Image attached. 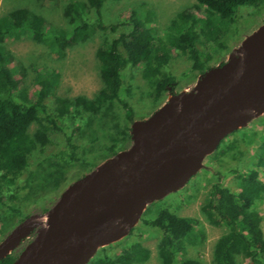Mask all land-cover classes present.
Returning a JSON list of instances; mask_svg holds the SVG:
<instances>
[{
  "label": "trees",
  "instance_id": "obj_1",
  "mask_svg": "<svg viewBox=\"0 0 264 264\" xmlns=\"http://www.w3.org/2000/svg\"><path fill=\"white\" fill-rule=\"evenodd\" d=\"M104 2L73 0L64 4L62 16L67 27L49 26L41 14L25 7H14L0 16V208L18 215L16 224L28 215L21 216L19 206L4 202L2 195L7 200L15 198L16 180L26 170L31 153L51 145L55 134H62L63 143L51 154L54 166L59 169L48 175L61 172L59 163L79 160V145L73 140L79 127L72 125L71 132L65 133L62 126L65 120L72 124L84 114H97L109 102L117 101L124 119L131 124L134 120L132 108L120 95L124 69H139L150 87L149 96L153 102L164 94H174L177 80L164 69L170 52L185 55L194 78L195 71L202 73L209 68L206 64L208 55L198 45H220L221 38L234 21L237 7L264 6V0H194V11L187 8L175 12L158 35L156 29L148 25L150 12L145 18L140 17L136 7L127 9L122 22L104 24L100 14ZM198 10L201 15H197ZM98 29L112 33L95 50L101 85L91 97L54 95L55 73L34 75L31 92L15 78V70L9 66L13 54L4 46L7 38L28 36L35 43L44 44L54 58L60 59L68 48L83 43ZM49 97L52 102L47 106ZM263 119L264 115L257 121L261 126H264ZM32 123L35 126L29 132ZM114 153L111 151V155ZM253 164L254 167L236 173V191L219 182L211 183L201 205L202 215L210 225L225 228L213 243V264H240L239 256L244 257V264L264 263L261 217L252 209L264 192L258 169L264 164V139ZM138 221L160 230L156 244L160 264H204L198 258L183 255L186 245L196 241L192 218L161 207L154 217L140 215ZM112 246L100 247L85 264H142L149 257V249L138 240H129L119 251L110 253L107 250ZM15 257L7 254L0 259V264H10Z\"/></svg>",
  "mask_w": 264,
  "mask_h": 264
},
{
  "label": "rangeland",
  "instance_id": "obj_2",
  "mask_svg": "<svg viewBox=\"0 0 264 264\" xmlns=\"http://www.w3.org/2000/svg\"><path fill=\"white\" fill-rule=\"evenodd\" d=\"M71 1L73 0H0V16L14 7H25L41 14L49 26L67 27L62 16V8ZM193 4L194 0H105L100 14L104 24L117 23L124 20L129 7H136L140 17L145 18L146 13L150 12L151 19L148 25L156 29V33L160 35L175 12L193 9ZM196 13L201 15L199 10ZM263 22L264 6L237 7L234 21L221 38L220 45H198L208 55L206 64L209 67L218 65L231 54L238 53L245 38ZM111 33L94 30L86 41L68 48L64 57L60 59L54 58L44 44L35 43L28 36L19 39L7 38L4 46L13 54L9 66L14 68L15 78L21 85H26L30 92L33 89L34 75L45 72L55 73L57 76L54 95L82 94L91 97L101 85L97 74L95 50L105 39L110 38ZM164 69L177 80L175 94L190 92L201 74L195 71V77L192 78L189 61L178 51L170 52V59ZM122 77L120 95L132 108L134 121L146 118L166 102L169 94H164L153 102L149 96L150 87L141 77L139 69L126 68L122 72ZM51 102L52 97H49L46 100L47 106H50ZM258 118L259 116L253 118L222 137L216 147L202 158L199 168L180 188L168 192L160 199L149 201L142 212L141 217L152 218L158 209L167 207L177 215L194 220L192 233L196 236V241L186 245L184 256L198 258L204 264H213V243L225 228L210 225L202 215L201 205L211 183L219 182L231 191H236V173H242L247 168L255 166L253 163L256 155L261 152V143L264 139V126L259 125ZM72 125L79 127L78 135H73V140L79 145V160L69 164L59 163L61 172L48 175L59 169L54 166L55 160L51 154L63 143V136L55 134L51 145L34 150L29 156L26 170L16 180L15 198L7 200L2 195L4 202L19 206L21 216L45 212L67 185L112 156L111 151H115L116 154L131 144L128 130L130 124L124 119L123 110L117 101L109 102L97 114H84L72 124L65 120L62 124L63 131L70 133ZM34 126V123L30 124L28 131L31 132ZM258 169L260 180L264 183V164ZM252 209L261 217V229L264 233V192L261 199L254 202ZM17 217L18 215L0 208V242L16 225ZM131 228V232L128 231L127 234L109 243L113 246L107 251L110 253L114 250L119 251L127 241L138 240L149 249V257L142 264H160L156 254L160 230L143 225L139 221ZM33 235L34 233L30 232L24 241L18 246L16 244L17 247H13L8 254L17 256ZM237 261L240 264L245 263L242 256H239Z\"/></svg>",
  "mask_w": 264,
  "mask_h": 264
},
{
  "label": "water",
  "instance_id": "obj_3",
  "mask_svg": "<svg viewBox=\"0 0 264 264\" xmlns=\"http://www.w3.org/2000/svg\"><path fill=\"white\" fill-rule=\"evenodd\" d=\"M263 113L264 22L238 53L203 71L190 92L169 94L133 120L127 149L67 185L48 210L16 224L0 242V259L33 232L10 264H85L127 234L149 201L180 188L222 137Z\"/></svg>",
  "mask_w": 264,
  "mask_h": 264
},
{
  "label": "bare ground",
  "instance_id": "obj_4",
  "mask_svg": "<svg viewBox=\"0 0 264 264\" xmlns=\"http://www.w3.org/2000/svg\"><path fill=\"white\" fill-rule=\"evenodd\" d=\"M189 96H191V94L190 95H188V97ZM178 101H180L177 97L175 98V103L177 104V103H179ZM175 106H177V105H175ZM243 125V123H240L239 125H238V127H240V126H242ZM33 228H37V227H33ZM21 238H24V237H21ZM21 238L19 239V240H21ZM16 244H18L17 242H15L11 247H10V249H8V252H10L11 251V249H13V246H15Z\"/></svg>",
  "mask_w": 264,
  "mask_h": 264
}]
</instances>
